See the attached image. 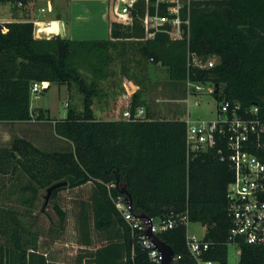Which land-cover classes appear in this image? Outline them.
I'll return each mask as SVG.
<instances>
[{"label":"trees","instance_id":"trees-1","mask_svg":"<svg viewBox=\"0 0 264 264\" xmlns=\"http://www.w3.org/2000/svg\"><path fill=\"white\" fill-rule=\"evenodd\" d=\"M145 11V2L138 1L133 23L111 20V36L103 40L36 38L31 21L0 23V122L33 118L35 81L75 86L83 95L81 111L70 108L59 120L36 116L47 122L42 127L47 126L51 147L18 136L0 144V173L19 175L10 192L17 202L3 204L0 198V264H150L113 201L123 194V186L135 213L158 221L176 218L173 228L157 233L180 256L172 264H193L186 221L206 227L204 238L212 246L204 257L228 264L233 224L226 194L234 171L228 160H221L220 146L188 159L183 118H157L147 112L143 119L98 120L93 104L101 93L99 81L117 74L109 65L126 39L123 55L131 54L141 72L146 62L167 67L182 98L187 80L212 84L219 102L238 103L246 118L255 117L250 110L257 107L264 119V0L195 2L189 34L183 38L166 32L146 38L141 20ZM193 55L203 62L216 56L217 61L210 68L198 67L192 64ZM82 66L90 69V81ZM133 77L137 85L129 82V89L134 115L147 103L139 86L145 78ZM245 149L264 161V134L259 141L253 135ZM58 182L66 184L52 191L38 213L40 191ZM72 190L79 195L67 210L62 193ZM69 247L73 252L67 254ZM240 263L264 264V248L243 243Z\"/></svg>","mask_w":264,"mask_h":264},{"label":"built area","instance_id":"built-area-1","mask_svg":"<svg viewBox=\"0 0 264 264\" xmlns=\"http://www.w3.org/2000/svg\"><path fill=\"white\" fill-rule=\"evenodd\" d=\"M140 0H111L112 21L130 25L133 23L136 3ZM145 14L141 18L146 31V38H153L158 32H166L173 38H183L189 34L190 13L195 2L205 0H143ZM22 5V3H20ZM149 7H154V13L149 12ZM44 11V9H41ZM113 12L119 19H113ZM40 22H34V29ZM215 59V60H214ZM206 62L195 55L192 64L198 67H213L216 56ZM187 95L180 101L188 107L190 97L196 94L209 92L213 94L215 86L187 80ZM49 81H35L31 92L37 93L50 87ZM198 101H195V105ZM240 105L230 101L219 102L218 112L212 119L193 120L189 114L184 118L186 122V150L190 159L201 153L207 152L217 145L220 146L218 154L221 160H228L234 171V178L227 187L228 213L232 218L227 244L240 247L243 243L264 248V161L255 154L246 150V143L256 135L258 141L264 134V119L258 116L259 108L253 107L250 113L253 118H246L240 114ZM144 109H137L133 115L130 110L124 112L128 120L143 119ZM117 209L130 225L133 233L137 235L143 250L147 251L150 264H161V253L155 244L147 237L146 229L150 220L140 217L133 210L132 203L122 194L113 198ZM152 220V231L158 233L173 228L176 218L168 217L163 220ZM182 220L186 221L183 216ZM188 226L189 222H185ZM187 246L193 264H221L218 261L206 259L204 254L212 246V242L204 237L187 234ZM180 256H175L174 261Z\"/></svg>","mask_w":264,"mask_h":264},{"label":"rangeland","instance_id":"rangeland-1","mask_svg":"<svg viewBox=\"0 0 264 264\" xmlns=\"http://www.w3.org/2000/svg\"><path fill=\"white\" fill-rule=\"evenodd\" d=\"M113 19H119V17L114 12ZM124 40L126 39L120 41L121 43L118 49H116L114 52L115 58L109 65V69L115 70L117 74L115 76H109L105 80H100V91H113L114 93L119 94V96L129 93V82L131 84L137 85L136 80L133 77V74L135 73L138 77L145 78L144 83L139 85L140 87H143V98L147 103L145 106H143L145 111L144 118L146 117L147 112H150L152 116L157 118H172L174 116H178L184 119L188 114L193 120L212 119L216 117L219 101L214 97L213 94L204 92L201 94H196L195 96H191L190 105L188 107L185 103L180 101L182 99L180 86L174 87L171 84L168 68L161 65H154L151 62H146V70L141 72L140 68L131 61V54L127 55V57L123 55ZM128 46H130L129 43ZM81 71L88 81L92 79L90 69L88 67L82 66ZM108 79H110V82H107ZM50 84L51 86L48 89L40 90L37 93H32L31 110L36 115L42 113L47 118L59 120L67 116L70 108H74L76 111H81L83 109V95L75 86L69 88V86L66 84ZM195 101H198L197 105H195ZM119 103L120 104L118 105H120L122 110L125 100L122 98ZM97 106H102L100 101ZM98 110V114L105 116V113H103L101 109ZM118 115L124 118L122 113ZM41 130L42 136L38 139H35V143L51 147V143H49L50 138H47L49 135L47 126H43ZM28 131L27 134L31 136ZM13 137L14 136H10L7 141L1 140L2 142H0V144L4 145ZM18 176L19 175L17 172L11 173L9 175H3L0 173V198L4 197L3 204H12L17 202L16 198L12 196L10 192H12L16 188V185L19 184ZM24 181L25 179L23 178L22 182ZM84 192H86L85 194H88L89 189L86 188ZM46 194V189L40 191L38 213H40V209L45 202ZM77 195H79V193H77L76 190L62 193L63 205L65 208H67V210H69L72 205H74L72 204V200H74ZM48 209L49 212L54 214L51 205H49ZM41 218H44L43 214H41ZM205 233L206 227L201 223H188V235H196L199 238H202L204 237ZM71 252H73L72 248L69 247L66 253L70 254ZM228 264H241L239 246L233 244L228 245Z\"/></svg>","mask_w":264,"mask_h":264},{"label":"crops","instance_id":"crops-1","mask_svg":"<svg viewBox=\"0 0 264 264\" xmlns=\"http://www.w3.org/2000/svg\"><path fill=\"white\" fill-rule=\"evenodd\" d=\"M110 4L111 0H21L15 3L0 0V23L17 21H31L34 23L38 21L40 26L34 29L35 37L51 38L59 35L60 22H62L65 38L103 40L111 36ZM41 9H44V11ZM52 25L55 27L53 31H51ZM44 29L47 30L44 31ZM107 82H110V79ZM128 92L123 96H119L113 91H101L100 96L95 98L93 104L95 117L98 120L126 119L118 114L122 113L124 115L125 111H131L132 93L130 90ZM122 98L125 103L121 110L118 104H120L119 101ZM99 101L102 106H97ZM139 108L144 109L143 106L137 109ZM98 109H101L105 116L98 114ZM31 112L33 118L28 121L0 122V142L7 141L10 136L25 137L33 142H35V139L40 138L42 136V125L47 122L37 120V115L32 110ZM27 131L31 136L27 134Z\"/></svg>","mask_w":264,"mask_h":264},{"label":"water","instance_id":"water-1","mask_svg":"<svg viewBox=\"0 0 264 264\" xmlns=\"http://www.w3.org/2000/svg\"><path fill=\"white\" fill-rule=\"evenodd\" d=\"M59 35L61 37L65 36L62 22H60ZM216 87H217V85H216ZM64 184H66V182H58V183H55L52 186H50L47 189V194L45 196L46 202L49 200L52 191L56 187H60V186H62ZM122 193L125 194L126 195V199L129 200V202L132 203L130 195H129V192H128V190H127V188L125 186L122 187ZM140 217L150 220V226L145 231H146L147 237L155 244V247L161 253V257H162L161 264H172L173 261H174V257H175V252H174L173 248L168 243H166L164 240H162L156 233H154L152 231V220H151V217L149 215L141 214Z\"/></svg>","mask_w":264,"mask_h":264},{"label":"bare ground","instance_id":"bare-ground-1","mask_svg":"<svg viewBox=\"0 0 264 264\" xmlns=\"http://www.w3.org/2000/svg\"><path fill=\"white\" fill-rule=\"evenodd\" d=\"M48 29V28H47ZM47 29H44V31H46Z\"/></svg>","mask_w":264,"mask_h":264}]
</instances>
